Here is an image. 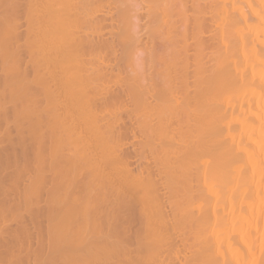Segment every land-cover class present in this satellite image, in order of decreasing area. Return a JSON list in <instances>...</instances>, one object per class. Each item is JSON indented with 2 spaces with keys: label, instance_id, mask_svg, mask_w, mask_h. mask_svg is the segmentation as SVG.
Instances as JSON below:
<instances>
[{
  "label": "bare ground",
  "instance_id": "1",
  "mask_svg": "<svg viewBox=\"0 0 264 264\" xmlns=\"http://www.w3.org/2000/svg\"><path fill=\"white\" fill-rule=\"evenodd\" d=\"M33 2L38 3V8L36 5L26 12L29 15L25 32L30 41L18 45V24L8 25L12 26L8 36H0V109L4 111V124H0L5 126L0 142L11 151L14 160L28 152L26 158L31 157L25 159L32 162L28 165L32 172L30 185L23 195L19 194L14 208L23 207L26 214L30 213L27 217L36 220L41 210L30 201L31 194L51 184L45 220L48 236L52 237L48 238V245L45 243L48 256L39 264H264V0H150L157 3L152 5L154 13L150 11L158 18L154 22L159 25L162 19L165 27L174 30L170 18L176 17L178 21L171 19L175 24L181 21L183 27L179 26L180 33L175 28L178 41L173 39L172 50L167 48L164 52L166 47H162L166 54L159 57L161 52L154 50L156 55L152 56L157 62L152 79L158 80L164 89L155 90L157 87L152 85L154 88L150 86L145 92L142 88L132 90L157 101L146 102L149 120L153 112L160 113L156 109L159 101L165 102L161 108L169 117L165 119L167 116L162 113L158 124L148 123L150 144L158 138L163 148L158 145L161 150L156 149L157 144L139 147V152H135L139 162L148 154L152 160L147 157L150 163L145 159L146 164L140 162V168L135 166L136 173L126 163L133 148L131 155L123 152L126 157L119 156L122 151L117 154L119 157L115 155L119 161L127 160L119 162V169H110L114 163L119 164L112 155L108 159L113 157L111 160L116 162L105 164L104 157L109 156L105 151L111 146L107 135L111 134V120L110 124H100L107 120L95 111L103 114L99 110L101 105L111 101L109 95L108 99L97 98L103 91L101 84L109 77L99 72L101 66L108 67V63L104 64L108 60L96 52L99 45L105 44L103 47L111 50L113 44L107 46L106 40L99 38L97 42L87 33L80 34L86 23H80L84 18L80 16L83 0H31L29 6ZM106 5L110 7L109 2ZM94 13L99 15L100 11ZM100 15L104 16L87 15V22L101 31L97 30L99 35L102 29L112 28L114 21L110 13ZM207 15L213 24H218L221 49H217L218 54L215 50L217 55L213 54L214 64L207 65L209 68L202 63L203 58L210 60V55L202 53L205 42L198 36L201 33L196 40L198 37L203 42L193 50L194 57L187 54L192 46L187 43V28L204 29ZM5 17L0 15V28H7L5 21L15 19L12 15ZM24 53L28 61L23 66ZM91 56L97 57L95 61ZM96 60L104 65L96 66ZM96 101L103 102L98 103L99 109ZM84 107L92 120L87 121ZM6 108L12 111L9 119ZM103 127L108 129L107 133ZM136 127L140 128L139 124ZM132 130L137 134L136 128L135 132ZM160 152L164 157L159 159ZM18 167L15 173L21 176L23 169ZM174 173L178 174L177 182ZM173 187L183 190V194L179 191L183 198L177 202L172 201ZM160 189L165 190L164 197ZM175 189L172 192L177 194ZM24 227L18 231L29 238L30 230ZM36 231L38 236L42 235L40 226ZM177 233L182 235L179 241ZM41 242L39 239L37 243L40 248L44 244ZM11 248L9 254L13 253ZM32 253L40 254V250Z\"/></svg>",
  "mask_w": 264,
  "mask_h": 264
},
{
  "label": "rangeland",
  "instance_id": "2",
  "mask_svg": "<svg viewBox=\"0 0 264 264\" xmlns=\"http://www.w3.org/2000/svg\"><path fill=\"white\" fill-rule=\"evenodd\" d=\"M9 3H8V2ZM11 0H0V15L2 16V17H4V18H7V17H5V16H9V15H12V17L13 18H15V19H12V20H7V21H5V23L7 22V28H3L4 26H1V32H0V36L1 37H3V35L5 34L6 36H8L7 35V33L9 34V32L11 31H9V29H10V27H12V26H10V27H8V25H16V24H18V25H16L17 27H16V29H17V33H18V35H21L19 38H18V41H19V43H18V45H21V46H24V44H26V42H28V41H30L29 40V37L26 39V32H25V28H26V26L28 25L27 23H28V21H26L27 20V17H26V15H29V14H26V12L27 13H29V9L31 8V10L33 9L34 10V8L36 7V5H37V7L36 8H38V3H31V5L29 6V2L31 1V0H13V1H11ZM22 1V2H21ZM29 1V2H28ZM33 1V0H32ZM39 1H41V0H39ZM100 1V2H99ZM104 1H106V0H83V6H84V8H83V13L80 15V16H82V17H84V18H81V21H80V23L81 24H84L85 22V25H83L82 26V28H80L81 30H79V31H82L80 34L82 35V34H84V33H87V34H89L90 35V37L91 38H93V39H95V41H97L98 42V39L100 38L101 39V41H105L106 40V42H104V43H106V45L108 46L109 44L108 43H110V45L111 44H113L112 46H113V48L110 50L109 48H104L103 46L105 45V44H103V46H100L99 45V51H97L96 53H98L97 55H104L105 56V58H104V60L106 61V60H108V62L106 61V63L104 62V64H106L107 65V63H108V67H105V66H101V68L102 69H100L99 70V72H102V73H104L105 72V74L107 75V77H109L108 78V80H104V81H102V82H104V84H101V86H100V88L102 87V86H104L103 88H101V89H103V91L102 92H100V95H101V97H98V96H100V95H98L97 96V98H101L102 100H104L105 98H106V96L107 95H109V96H111V101H112V98H114V97H118L120 94H121V96H119L118 98H117V100H115L114 99V101H112V102H114V104L111 102V101H109V102H111V103H109L107 100H106V103H103V102H97V104H96V102H95V104L97 105H95L96 106V108L97 109H99V107H98V105L100 106V104H98V103H103L104 104V106L103 105H101V107H100V111H104L103 112V114H101V112H98V110H95L96 111V113H98V115H101V116H103L104 118H106V120L107 121H102V122H104V123H100V124H105V125H107V124H110L111 123V127L110 128H108L109 129V131H110V129H111V131H110V135H109V132H108V136H109V145L108 146H110V147H107L108 148V151H105V154L106 155H108V152H109V156H106V157H104L105 159H104V161H105V164L106 163H108L109 161H110V163H108V164H110V165H112L113 163V161L114 162H122L123 160L125 161L126 159H129L128 160V162H130V164L131 165H129V163L128 162H126L127 164H128V168L129 169H131V170H133V172H135L136 173V171L138 170L137 169V167H139L140 168V165H141V163H142V165L143 164H146V162H148V163H150L151 161H148L149 159L150 160H152V158H151V156L148 154V153H146V154H148L147 156L146 155H144L145 157H143V162H142V160H140V162H139V155L137 156V154L135 155V152L138 150V152H139V150H140V148L139 147H141L142 148V146L143 147H145V146H153L154 147V145H156V149H158V150H161V148L160 147H162L163 148V146H162V143L161 144H159L160 142H162L161 140H158V138H156L157 140H154V142L155 143H152L151 142V144H150V138L149 137H151L150 135H149V132L150 131H148L149 129H147L148 127L147 126H149L150 124H154V126L156 125V124H158V122H160V116L159 115H161L162 113H165V114H162V116L164 115V117H165V115L167 116V117H165V119L167 118H169L168 117V114H166V111L164 112V110L161 108V106L164 108L165 107V102H163V101H159L158 102V104H157V107H156V109H158L159 108V111H160V113H158L156 110V114H155V112H153L152 113V117H150V119L152 120H149L148 118H147V116H148V114H149V111H150V109H149V106L147 105V103L149 102H151L152 104H155L156 102L154 101V98H149L147 95H137V93H140L139 91L138 92H134V91H132V90H134V88H135V90H137L136 88H142L141 90L143 91V92H145L146 90H147V88L148 87H153L154 85H155V87H157V88H154L155 90H158L159 88H161V89H164V86H161V85H159L158 83H160L158 80H153L154 78L152 77L153 76V72H155V69L157 68L156 66V64H157V62L156 63H154V61H153V59L154 60H156L155 58H153L156 54H154L155 53V51L154 50H157V53L160 51L161 53L158 55L159 57H162V55H163V53L164 52H167V48H169V50H172V47H170V46H172V42H174V38L175 39H177V40H175V41H178V38L177 37H174V34L176 33V31H177V33H180L182 30L180 29V27H183V25H182V22L180 21V23L179 22H176V24H175V22L174 21H176V17H171L172 19H174V21L170 18V20L172 21V23L174 24V25H178V27L177 26H174L173 25V29L174 30H170L169 29V27H165L166 25H165V23L163 22V20L161 19V21L159 20V25L157 24V21H155L154 22V20H155V18H157L153 13V11H154V7L152 6V5H157V3H155V2H150V0H107V2H109V8L107 7V2L105 3V5H103L102 3H104ZM5 3H8V4H5ZM99 4V5H98ZM100 4H102L101 6H100ZM122 4V5H121ZM149 4H151V5H149ZM10 5V6H9ZM33 5V6H32ZM94 5V6H93ZM118 5V6H117ZM127 5V6H126ZM5 6V7H4ZM35 6V7H34ZM99 6V8L97 9V7ZM106 6V7H105ZM17 8V10H16V8ZM120 7V8H119ZM122 7V8H121ZM152 9V7H153V10H151L150 8ZM6 10H5V9ZM13 8V9H12ZM114 8V9H113ZM211 9L212 8H214L213 7V5H211V7H210ZM93 9V12L91 11ZM150 12V11H152V12H148L147 10ZM5 10V11H4ZM14 10V12H12ZM21 11V12H20ZM91 11V12H90ZM99 12L100 11V13L102 14V13H110L112 16V18H113V26H112V28H110V26H108L106 29L104 28V29H102V33L99 35V34H97V33H99V32H101L98 28H95L94 27V24L93 23H88L87 21H88V19H90V18H88L89 16H90V14H91V16L93 15L94 17H95V15H97V17H103L104 15H100V13H99V15H98V13H94V12ZM6 12V13H5ZM17 12V13H16ZM117 12V13H116ZM31 13H32V11H31ZM34 13H35V11H34ZM148 13V14H147ZM89 14V16H87ZM151 14V15H150ZM153 14V15H152ZM212 14H214V13H212ZM15 15H17L16 17H15ZM20 15V16H19ZM84 15V16H83ZM85 15H86V17H85ZM127 16V17H126ZM154 16V17H153ZM93 17V18H94ZM127 18V19H126ZM209 18V19H208ZM92 19V18H91ZM129 19V20H128ZM158 19V18H157ZM216 19V18H215ZM218 19V18H217ZM93 20V19H92ZM111 20V19H110ZM127 20V21H126ZM214 20V19H213ZM15 23H14V22ZM83 21H85V22H83ZM128 21H130V24H133L132 26L131 25H129L128 23ZM177 21H178V19H177ZM218 21V20H217ZM217 21H215V22H217ZM92 22H94V21H92ZM204 22H205V24L203 23V28H204V25H205V28L204 29H202V30H196L195 31V29L193 30V28L192 27H188L187 28V34L188 35H190V36H187L188 37V41H187V43H189V44H192V46L193 45H195L196 43V45L195 46H191L189 49H188V53L187 54H190L189 56L190 57H192V55L193 54H195L196 53V51H193V50H197L198 49V44H199V42L201 41V44H202V42L204 41L205 42V44L207 45V44H209L210 45V47H212V50H211V48L209 49L208 48V45L206 46L205 44L203 45V47H202V53H204L203 55H210L208 58H210V60H208L207 58H203V59H205V60H208L209 62H207V61H205V60H202V63H206V65H205V67H208L209 66V64H211V63H213L214 64V55L216 54V52H217V54L220 52V50H219V47L218 46H220L219 45V42H218V39H219V37H220V35H219V33H218V28H216V26L218 27V24L217 23H215V24H213L214 23V21H212V18H211V16L209 15V17H208V15L205 17V20H204ZM11 23V24H10ZM12 23H14V24H12ZM25 23V24H24ZM108 23H109V21H108ZM93 24V25H92ZM122 24V25H121ZM128 24V25H127ZM207 24V25H206ZM209 24V25H208ZM126 25H127V28H126ZM155 25H156V28H155ZM211 25V26H210ZM89 26V27H88ZM91 26V27H90ZM128 26H130L129 28H128ZM180 26V27H179ZM206 26H207V28H206ZM86 27V28H85ZM131 27L132 28H134L135 30H136V32L134 31V29H131ZM158 27V28H157ZM3 28V29H2ZM93 28V29H92ZM172 28V27H171ZM175 28H178V29H176V31H175ZM96 29V30H95ZM168 29L172 32V33H170V32H168ZM192 29V30H191ZM6 30V31H5ZM93 32H92V31ZM99 32H98V31ZM125 30V31H124ZM190 30L191 31H193V32H191L192 34H190ZM5 31V32H4ZM8 31V32H7ZM110 31V32H109ZM25 32V33H24ZM91 32V33H90ZM95 32V33H94ZM104 32V33H103ZM109 32V33H108ZM130 32H132V33H130ZM150 32H152V33H150ZM154 32V33H153ZM203 32V33H202ZM218 34H217V33ZM21 33V34H20ZM150 33V34H149ZM165 33V34H164ZM177 33L175 34V36H178L177 35ZM196 33V35H195V39L192 37L194 34ZM201 33V34H200ZM3 34V35H2ZM92 34H93V36H92ZM126 35V36H123V35ZM131 34V35H130ZM145 34V35H144ZM198 34H200V35H198ZM173 37H172V36ZM201 36L200 37V39H202V40H199V38L197 37V40H199V41H197L196 40V36ZM203 35V36H202ZM217 35H218V37H217ZM143 36V37H142ZM204 36H205V38H204ZM135 37V38H134ZM155 37H157V38H155ZM121 38V39H120ZM191 38V39H190ZM218 38V39H217ZM100 39H99V41H100ZM155 39V40H154ZM159 39V40H158ZM173 40V41H172ZM192 40V41H191ZM217 40V41H216ZM122 41H124V42H122ZM141 41V42H140ZM155 41H157V42H155ZM193 42V43H190V42ZM197 41V42H196ZM112 42V43H111ZM196 42V43H195ZM215 42H218V43H215ZM123 43V44H122ZM125 43V44H124ZM176 43V42H175ZM179 43V42H178ZM177 43V44H178ZM180 43H181V41H180ZM217 44V45H216ZM154 45V46H153ZM163 45V46H162ZM106 46V47H107ZM152 46H153V49H152ZM162 47H166L165 48V51L163 52V48ZM196 47V48H195ZM104 48V49H103ZM171 48V49H170ZM206 48H208V49H206ZM216 48V49H215ZM221 48V47H220ZM102 49V50H101ZM162 49V50H161ZM217 49L219 50V52L217 51ZM22 50H23V48H22ZM101 50V51H100ZM215 50H216V52H215ZM103 51V52H102ZM149 51H151V52H149ZM212 51V52H211ZM100 52V53H99ZM107 54H106V53ZM171 52V51H170ZM207 52V53H206ZM105 53V54H104ZM211 53V54H210ZM25 54V53H24ZM164 54H166V53H164ZM214 54V55H213ZM216 54V55H217ZM27 54H25V56H23V57H26L24 60H23V66H24V64L28 61V56H26ZM97 55H95V56H97ZM154 55V56H153ZM161 55V56H160ZM153 56V57H152ZM165 57H166V55H164ZM213 56V57H212ZM87 57V59H90L89 58V56L87 55L86 56ZM92 58H94V61H95V58H97V57H94V56H91ZM112 57V58H111ZM193 57H194V55H193ZM153 58V59H152ZM212 58H213V60H212ZM110 60V61H109ZM213 62H212V61ZM97 62H95V63H97V65L96 66H99V65H104V64H100L101 62L100 61H98V60H96ZM120 61V62H119ZM111 65V66H110ZM153 65H155V67L153 66ZM208 65V66H207ZM116 66V67H115ZM153 66V67H152ZM213 65L211 64L209 67H212ZM120 67V68H119ZM148 67V68H147ZM208 67V68H209ZM109 68V69H108ZM150 68H152V69H150ZM107 70V71H106ZM147 70V71H146ZM190 70V69H189ZM191 70H192V68H191ZM144 71V72H143ZM143 73V74H142ZM109 74V75H108ZM130 75V76H129ZM106 77V78H107ZM142 77L144 78V79H142ZM128 78V79H127ZM134 78V79H133ZM153 78V79H152ZM112 80V81H111ZM191 81H192V79H190ZM189 80V81H190ZM107 81V82H106ZM152 81V82H151ZM102 82H100V83H102ZM112 82V83H111ZM142 82H143V84H142ZM158 82V83H157ZM100 83H98V84H100ZM108 83V84H107ZM146 83V84H145ZM147 84L149 85V86H147ZM120 85V86H119ZM143 85V86H142ZM153 85V86H152ZM98 87H99V85H97ZM131 86V87H130ZM89 87H91V86H88V88ZM132 88V89H131ZM146 88V89H145ZM95 90H96V88H95ZM105 90V91H104ZM131 90V91H130ZM105 92V93H104ZM107 92V93H106ZM125 92H126V94H125ZM128 92V93H127ZM134 92V93H133ZM106 94V95H105ZM117 94V95H116ZM160 94H162V93H160ZM114 97H113V96ZM105 98H104V97ZM109 96H107V98L106 99H108V98H110ZM139 96H141L140 98H139ZM103 97V98H102ZM145 97H146V100H144L143 101V99H145ZM128 98V99H127ZM139 98V99H138ZM142 98V99H141ZM149 99V100H148ZM129 100V101H128ZM153 100V101H152ZM117 101V102H116ZM122 101V102H121ZM108 102V103H107ZM144 102H145V104H144ZM147 102V103H146ZM141 103H143V104H141ZM107 104V105H106ZM108 104H111V105H109V107H108ZM113 104V105H112ZM133 104V105H132ZM105 105H106V107H105ZM131 105H132V107H131ZM145 105V106H144ZM85 106V105H84ZM103 106V107H102ZM118 106V107H117ZM148 106V107H147ZM10 107V106H9ZM8 107V108H9ZM142 107V108H141ZM104 108H105V110H104ZM118 108V109H117ZM146 108V109H145ZM84 109H86V110H83L85 113H86V117H87V121H89V120H92V118H91V116H90V113L88 112V114H87V108L86 107H84ZM93 109V108H92ZM102 109V110H101ZM107 109V110H106ZM110 110V112H108L107 113V111H109ZM113 109V110H112ZM149 109V110H148ZM163 110V112H161ZM4 111H2L1 109H0V121H2V118H1V116H2V113H3ZM5 112H8V116H7V119H9L10 118V115H11V113L10 112H12L11 110L9 111V109H7L6 108V111ZM94 112V111H93ZM125 113H127V114H125ZM167 113H168V111H167ZM109 114V115H108ZM112 116H111V115ZM119 114H121V115H119ZM90 117H89V116ZM106 115V116H105ZM114 115V116H113ZM159 116V117H158ZM142 117V118H141ZM158 117V118H157ZM111 118V119H110ZM141 118V119H140ZM161 118H163V117H161ZM113 119L114 120H117V122H115V123H113L112 121H113ZM148 119V120H147ZM154 119V120H153ZM110 120H111V122H110ZM123 120V121H122ZM135 120L137 121V122H135ZM163 120V119H162ZM120 121V122H119ZM142 121V123H140ZM145 121V122H144ZM106 122V123H105ZM110 122V123H109ZM135 122V123H134ZM0 123H2V124H4L3 123V121L2 122H0ZM112 123H113V126H112ZM120 123V124H119ZM147 123V124H146ZM148 123H149V125H148ZM2 124H0V132H1V134H0V140H1V138H3L2 136H3V132H4V125H2ZM116 126H118V127H116ZM138 124H139V126H140V128L139 127H136V126H138ZM143 124H146L145 126L143 125ZM2 125V126H1ZM132 125V126H131ZM136 125V126H135ZM109 126V125H108ZM107 126V127H108ZM121 126V127H120ZM10 127V126H9ZM107 127H105L106 129H107ZM134 129H133V128ZM2 128H4L3 130H1ZM135 128H136V132L134 131L135 130ZM11 129L13 130L14 128L13 127H11ZM10 129V135L11 136H14V134H15V132L13 133L12 132V130ZM107 129V130H108ZM116 129V130H115ZM120 131H119V130ZM133 129V130H132ZM137 129H139V130H137ZM102 130H104V127H103V129ZM107 130H104V131H106V133H107ZM131 130L132 131H134L135 133H137V134H133V132L131 133ZM141 130V131H140ZM145 130H147L146 132H145ZM14 131V130H13ZM114 131V132H113ZM118 131V132H117ZM140 131V132H139ZM121 132H122V134H121ZM127 132V133H126ZM3 133V134H2ZM114 133H118V135L116 136ZM126 133V134H125ZM113 134H114V136H113ZM131 134H133L134 136L135 135H137V136H135V138H134V140H133V135H131ZM122 135V136H121ZM125 135V136H124ZM129 135V136H128ZM145 136H147V137H145ZM131 137H132V139H131ZM137 137V138H136ZM124 138V139H123ZM123 139V140H122ZM136 139V140H135ZM142 139V140H141ZM131 141H133V142H131ZM110 142H113L114 143V145L111 143L110 144ZM127 143V144H126ZM130 143V145H132V146H130V145H128ZM160 147H159V146ZM134 146V147H133ZM116 147V149H113V148H115ZM117 147H118V149H117ZM0 148H1V150H0V264H20L19 262H21L22 260V262H21V264H24L23 262H25L26 263V261H27V263L26 264H30V262H31V264H39L40 262H42L43 260H45V258L48 256V248H47V242H49V239L48 238H50L51 239V234L48 236V233H47V226H48V221L47 220H45V219H47V214L45 215V213H47V208H45L46 206H45V202L47 201V198H48V192H47V190H50V182H49V184L47 185H45L46 186V188H45V186L41 189V191L39 192V193H36V194H34V195H36L35 197H34V195L33 194H31V197H30V201L33 203L34 202V205H36L37 204V208H38V210H41V212L43 213H41L40 211L39 212H37L38 214H39V216H38V214L36 215L37 216V219H38V217H39V219H38V222H39V226H40V229H41V236H38L39 234H38V231H36V227H39L38 226V224L36 223V220H34V218L32 219L31 218V216L30 217H27V216H29V214H26L27 212L26 211H24L25 209L22 207V208H14L12 205H15L14 203H16L17 201L19 202V194H20V196L21 195H23L24 194V191H25V189L30 185V183H29V177L31 178L32 177V175H31V171H29V168L30 167H28V165H30V163H32V162H30V161H28V163H27V160H25V159H28V158H26V156L28 155V154H30L29 152H28V154L26 153V155H24V153L22 154V155H24V156H22V155H19V157L17 156V158L14 160V157L11 155V151L9 150V149H7V148H5V146H4V144L2 143V142H0ZM111 148V149H110ZM122 148V149H121ZM134 149V152H132L131 153V151ZM166 148V147H165ZM136 149V150H135ZM146 148H144V150H145ZM107 150V149H106ZM110 150V151H109ZM115 150L118 152H115ZM19 151V150H18ZM115 153H114V152ZM119 151H122V153H120ZM128 152V155H131L132 154V156H125L124 154H123V152ZM145 151H147V150H145ZM113 152V153H112ZM162 152H164V151H162ZM162 152H160V154H158V156L157 157H159V159L160 158H163L164 156H163V153ZM111 153V154H110ZM119 153H120V155H119ZM157 153H159V151L157 152ZM162 153V154H161ZM104 154V155H105ZM121 157V156H125L126 157V159H122L121 161H119V159L120 158H117V156L118 155ZM123 154V155H122ZM125 154H127V153H125ZM113 156L114 158H115V160L113 159V160H111L112 158H110V160L108 159L110 156ZM115 155H117V156H115ZM162 155V156H161ZM20 156H21V158H20ZM118 156V157H119ZM135 156V157H134ZM25 157V158H24ZM149 159H148V158ZM31 158V157H30ZM29 158V159H30ZM122 158V157H121ZM137 158V159H136ZM141 158V157H140ZM18 159H21L22 161H20V160H18ZM147 161H146V160ZM18 160V161H17ZM25 160V161H24ZM131 160V161H130ZM5 161V162H4ZM32 161V160H31ZM127 161V160H126ZM146 161V162H145ZM26 162V163H25ZM7 163V164H6ZM25 163V164H24ZM137 163H139L138 165H137ZM147 163V164H148ZM5 164V165H4ZM17 164V165H16ZM76 164V163H75ZM116 164V167L114 166ZM2 165V166H1ZM23 166V167H21V166ZM25 165H26V167H25ZM107 165V164H106ZM109 165V166H110ZM20 167V168H22L23 169V171H21L19 174H21V176L20 175H18V174H16L15 173V171H16V169H17V167ZM31 166H32V164H31ZM108 166V165H107ZM113 167L112 168H110V169H119L120 167H121V163H119V164H117V163H114L113 165H112ZM131 168H130V167ZM135 166H137V167H135ZM18 167V168H19ZM16 168V169H15ZM133 168V169H132ZM21 169V170H22ZM26 169V170H25ZM31 169V168H30ZM109 169V168H108ZM18 170H20V169H18ZM5 171V172H4ZM25 171H27V172H25ZM110 171H114V170H110ZM154 171H155V169H154ZM156 172V171H155ZM176 173H174L173 174V177L174 178H176L175 180H174V182H177L178 180V174L177 175H175ZM48 176L50 175V174H47ZM176 176V177H175ZM18 177V178H17ZM21 177H22V179H21ZM156 178V177H155ZM15 179V180H14ZM20 179V180H19ZM157 179V178H156ZM177 180V181H176ZM3 183V184H2ZM175 184V183H174ZM6 186V187H5ZM49 186V187H48ZM175 186L176 187H178L176 184H175ZM174 189H175V187H173ZM172 188V191L174 190ZM12 189V190H11ZM179 189V190H178ZM178 192H177V191ZM22 191V192H21ZM160 192L159 193H161L162 195V197H164L165 195H166V193H165V190L164 189H160L159 190ZM171 191V194H172V197H174V195H175V197L174 198H172L173 200V202H177V201H179L180 200V197L182 196V198H183V190L182 191H180V187L179 188H177V189H175V191L174 192H176L177 194H178V196L176 197V195L177 194H175V193H173ZM179 191L180 192H182V194H180V197H179ZM40 195V196H39ZM32 197H34V198H32ZM18 198V199H17ZM175 198H177V200H175ZM182 198H181V201H182ZM32 199V200H31ZM34 199V200H33ZM179 199V200H178ZM183 203V202H182ZM181 203V205H180V207H184V203L182 204ZM183 205V206H182ZM24 209V210H23ZM18 210V211H17ZM22 211H24L23 213H22ZM46 211V212H45ZM26 212V213H25ZM5 213V214H4ZM42 215H41V214ZM24 214V215H23ZM26 214V215H25ZM45 215V216H44ZM45 217V218H44ZM27 218V219H26ZM41 218V219H40ZM5 219V220H4ZM31 219V220H30ZM13 220V221H12ZM30 222V223H29ZM24 225L26 226V229H29L30 231V236H29V238H25V235L24 236H21V232H19L18 231V229L20 230V227H24ZM35 228V229H34ZM44 228V229H43ZM24 229H25V227H24ZM189 229V228H188ZM42 231H44V232H42ZM46 231V232H45ZM184 231H186V229L184 230ZM18 232V233H17ZM2 235V236H1ZM177 235H178V237H177ZM179 235H181V234H179V233H177L175 236H176V239H177V241H179V238H180V236ZM182 236V235H181ZM182 238V237H181ZM28 239V240H27ZM40 239V242L43 244V246L40 248L38 245H37V243H38V240ZM183 239V238H182ZM28 242H27V241ZM190 240V239H189ZM23 241V242H22ZM2 243V244H1ZM5 243V244H4ZM47 245H46V244ZM4 244V245H3ZM19 244H20V247H19ZM8 247H7V246ZM11 245V246H10ZM30 245V246H29ZM40 245V244H39ZM4 247V248H3ZM11 247H13L14 249H13V253H11V254H9V252H10V248ZM29 247H30V249H29ZM21 248H22V250H21ZM38 248V249H37ZM40 248V249H39ZM47 248V249H46ZM5 249V250H4ZM9 249V250H8ZM12 249V248H11ZM25 249V250H24ZM27 249L30 251H27ZM16 250V251H15ZM35 250H40V254H34V253H32L31 254V252L33 251V252H35ZM26 251V252H25ZM30 254H29V253ZM26 253H28L27 255H26ZM35 256H34V255ZM4 255V256H3ZM30 257H29V256ZM33 255V256H32ZM36 255H38V257H36ZM26 256H28V257H26ZM34 257H36V260H35V258ZM6 258V259H5ZM18 258V259H17ZM24 258V259H23ZM15 259V260H14ZM26 259V260H25ZM41 259V260H40ZM12 260V261H11ZM21 260V261H20ZM25 260V261H24ZM30 260V261H29ZM3 261V262H2ZM5 261V262H4ZM36 261V262H35ZM18 262V263H17ZM46 264V263H45Z\"/></svg>",
  "mask_w": 264,
  "mask_h": 264
}]
</instances>
